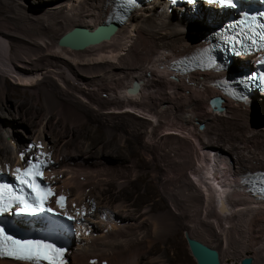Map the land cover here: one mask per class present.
I'll return each instance as SVG.
<instances>
[{"label": "bare ground", "instance_id": "bare-ground-1", "mask_svg": "<svg viewBox=\"0 0 264 264\" xmlns=\"http://www.w3.org/2000/svg\"><path fill=\"white\" fill-rule=\"evenodd\" d=\"M18 1L5 3L14 2L27 12L17 9L15 16L0 15V111H10L7 100L16 99V118H0V166H13L20 150L31 144L33 152L40 143L46 152L55 148L51 154L58 167L67 170L53 184L68 194L67 211L89 213L91 228L65 256V263L88 264L95 257L99 264H180L168 250L174 247L170 233L182 225L191 236L200 229L227 248L239 245L252 252L253 256L245 254L252 257V264H264V198L249 193L245 183L250 172L264 170V115L248 105L250 100L234 102L225 97L216 85L221 70L196 68L183 73L171 68H181V59L205 32L207 23L200 16L213 14L202 8L194 18L180 7L169 11L164 3L167 9L152 18L143 17L144 6L135 7L109 39L72 49L58 46L61 34L74 26L91 29L119 18L113 0H59L43 6L39 13ZM5 5H0V14ZM84 11L90 15L88 20L81 18ZM240 59H236L238 64L244 66V58ZM133 81L139 82L136 93L127 91ZM19 86L25 90L18 92ZM215 95L223 97V110L208 104L203 128L195 126L190 120L191 115L202 119L200 99L208 101ZM183 104L193 106V111L186 112ZM93 122L105 133L104 138L95 136L94 144L87 143L91 129L85 124ZM74 124L83 127L73 130L70 125ZM55 127H66V135L56 138ZM10 128L12 135H8ZM26 128L33 130L32 136ZM124 133L129 138L122 148L103 141L117 135L120 144ZM71 135H77L79 151L65 146ZM98 142L102 146L92 151ZM132 142L137 147L131 152L150 159L122 155ZM105 152L112 163L123 167L129 163L134 172L149 166L154 172L163 171L164 177L156 172L129 181L122 173L108 188V175L101 172L102 178L85 174L86 178H77V169L86 173L110 163L101 157ZM159 162L164 169L158 167ZM55 170L48 172L49 177ZM186 202L188 212L183 210ZM240 258H228L229 264ZM0 264L28 262L0 259Z\"/></svg>", "mask_w": 264, "mask_h": 264}, {"label": "snow or ice", "instance_id": "snow-or-ice-1", "mask_svg": "<svg viewBox=\"0 0 264 264\" xmlns=\"http://www.w3.org/2000/svg\"><path fill=\"white\" fill-rule=\"evenodd\" d=\"M189 2H192V0H189ZM207 2L209 4H216L221 8L234 9L239 7L236 0H207ZM134 3L135 0H127L129 6L134 5ZM240 16L241 19L237 22L240 31L236 33L235 37H226V42L232 39L235 44L244 45L246 52L250 50H264V12L259 13L258 16L241 12ZM236 26L233 25V28ZM245 41H251V44H244ZM200 56L202 60L201 67H212L214 65L208 48H204ZM205 57L207 58L206 64L203 62V58ZM262 62L264 61H257V63ZM247 79L252 81L259 79L260 83L264 85V73H261L259 76L253 74ZM239 83H243V81H239ZM28 147L31 149L33 145H29ZM36 147H39V145H36ZM43 155L45 154L40 153L35 160L27 158L24 167H16L11 170V174L19 187L14 188L9 184H0V214L8 212L13 208V205L16 206L15 211L17 214L31 216L39 211L53 212L52 208L44 207L49 198L53 196H55L56 207L63 212L65 197L62 194L55 195L47 185L37 183V178L43 179L42 168L47 163V161L40 159ZM20 159L25 160L24 152L20 153ZM7 167L5 165L6 169ZM253 189H255L253 194L258 193L264 197V173H260L257 180L253 182ZM63 214L69 220L74 218L67 212H63ZM76 215H83V210L78 211ZM64 251L65 249L63 248H57L41 240L16 239L12 235H8L6 230L0 227V256L26 261L28 264H41V262H45V264H63ZM90 264H95V262L92 261Z\"/></svg>", "mask_w": 264, "mask_h": 264}, {"label": "rangeland", "instance_id": "rangeland-1", "mask_svg": "<svg viewBox=\"0 0 264 264\" xmlns=\"http://www.w3.org/2000/svg\"><path fill=\"white\" fill-rule=\"evenodd\" d=\"M16 1H18V0H16ZM20 1V0H19ZM18 1V2H19ZM57 1H59V0H22L21 1V3L23 2V5L24 6H26V8H31V9H33L34 11H36V12H41V10H42V8H43V6H48V5H50V4H52V3H54V2H57ZM162 1H164V0H155L154 2H153V4H150V6H152V7H149L148 6V8H146L147 6H145V8L142 10V12H141V14L143 15V17H152L153 18V16H155V15H157V14H159V13H161V10L162 9H164V10H166L167 8L164 6L165 4L164 3H166L165 1H164V3H162ZM5 4H7V5H5ZM0 5H5L6 6V8H5V11H3V13L2 14H0V15H8V16H15V13L19 10L17 7H15L14 6V2L11 4H8V3H5V0H0ZM163 7V8H162ZM41 8V9H40ZM18 9V10H17ZM16 11V12H15ZM19 11H21V12H27V11H25L24 9H20ZM173 11H177V10H173ZM87 13V14H86ZM157 13V14H156ZM168 13V12H167ZM83 14V15H82ZM84 14H86V15H84ZM155 14V15H154ZM87 18H86V17ZM89 13L87 12V11H84V12H82L81 13V18H83V17H85L84 19L85 20H88L89 19ZM206 23H207V21L206 20H204ZM203 23V22H202ZM204 27V26H203ZM203 27L201 26L200 28H199V31L201 30V29H203ZM41 42V41H40ZM42 43V42H41ZM238 62H239V60H238ZM238 62H237V60H234V63L235 64H238ZM240 65V64H239ZM172 81V80H171ZM25 90V87H21V86H19V89H18V92H23ZM176 92H177V90H176ZM175 92V93H176ZM175 93H173L174 95H176ZM27 94H29V92H27ZM16 99L13 97V96H10V99H8L7 101H8V103H10V105H9V108H10V111H6V110H1L0 111V118L1 119H6V120H10V118L9 117H14V111H13V109H15V103H14V101H15ZM30 100V99H29ZM255 101H253L251 104H253V107H255L259 112H261V114H263L264 115V110L261 108V103L263 104L264 103V97H262V99H254ZM31 102H33V106H35V107H38L37 105H36V102H34L32 99H31ZM184 106H182V108L184 107V109H185V111L186 110H188V111H186V112H192L193 111V106H187V104H183ZM249 105V104H248ZM208 107H209V105H208V101H206V100H204V99H200V107H199V111H200V113H199V115H201L202 116V119H196L195 120V117H193V115H191V120L190 121H192L193 123H195L194 125L195 126H199V123H201V122H203V118H205V117H203V115H204V111H206L207 112V110L206 109H208ZM192 108V109H191ZM108 110H111L110 108L108 109ZM102 111H106V110H102ZM101 111V112H102ZM186 114H189V113H186ZM52 115H54V113H51V116ZM2 116V117H1ZM4 116V117H3ZM6 116V117H5ZM8 116V117H7ZM14 118H16V117H14ZM209 119V118H208ZM53 120V119H52ZM114 120L115 121H117V119H115L114 118ZM163 120V119H162ZM161 120V121H162ZM194 120V121H193ZM54 121H55V119H54ZM165 121V120H164ZM191 122V123H192ZM197 122H199V123H197ZM163 123V124H162ZM192 123V124H193ZM261 123H263V122H261ZM54 124V123H53ZM84 124V123H83ZM85 124H88V128H90L91 129V131H90V136H89V140H88V142L87 143H95L96 141H95V136L97 137V138H104L103 136H105V133H104V130L100 127V128H98L97 129V122H93V123H85ZM161 124L162 125H164V122H161ZM93 125V126H92ZM94 125H95V127H94ZM71 127L70 128H72L73 130H77V129H79L80 130V128L81 127H83V125H80L79 126V124L78 125H70ZM7 128V127H6ZM59 128V129H58ZM95 128V129H94ZM27 129V128H26ZM34 129V128H33ZM57 131V132H54L55 130ZM54 129H52L51 131H52V133L54 132V136L56 137V138H58V137H60V135H66V131L65 130H67V128L65 127L64 129L63 128H60V127H55ZM62 131H61V130ZM96 129H97V131H96ZM11 130H12V128H10V130L8 129V135L10 134V135H12V132H11ZM59 130V131H58ZM149 130V129H148ZM163 129L161 128V131H162ZM201 130V129H200ZM3 131L4 132H6V129L5 128H3ZM28 131V132H27ZM96 131V132H95ZM160 131V132H161ZM26 133H28V135H30V136H32V134L31 133H33V130L32 129H27L26 130ZM55 133H56V135H55ZM94 135V136H93ZM123 135V134H122ZM30 136H29V138H30ZM58 136V137H57ZM113 136V135H112ZM127 134L126 133H124V135H123V142L122 143H120L119 144V142L117 141V135H115V137L114 138H112V137H109V138H106L105 140H103V141H109V143L110 144H116V148H119V147H123V143H125V140L127 139ZM77 137V135H71V137L70 138H68V140H67V143H65V146L66 147H68L69 149V151H71V152H74L75 150H77V151H79L78 149H77V146L78 145H80L78 142H77V140H78V138H75ZM92 139H91V138ZM129 138V137H128ZM83 139V138H82ZM81 139V141H84V140H82ZM146 138H144V140H145ZM180 138H178V140H179ZM76 140V141H75ZM93 142H92V141ZM143 140V139H142ZM147 140V139H146ZM91 141V142H90ZM161 141H163V140H161ZM180 141H181V139L178 141L179 142V144H181L180 143ZM81 143H83V142H81ZM102 143L103 142H98L97 144H95L94 146H92L91 147V149H92V151H93V149L95 150V148L97 149L98 148V146L100 145V146H102ZM120 145V146H119ZM163 145V144H162ZM182 146V145H181ZM129 147V148H128ZM135 147H137V145L134 143V142H132V143H130L129 144V146L128 145H126L125 147H124V149H122L123 150V152H122V155H124V154H127L128 156L130 155L132 158L134 157H136V158H140L139 160H142V156L143 157H145L146 158V160H149L150 158L149 157H146V155H144V154H142V155H140V153H134V152H131V150H134L135 149ZM76 148V149H75ZM73 149H75V150H73ZM105 149V148H104ZM52 150V151H51ZM51 150L49 151L50 153H52L53 151H55V148H51ZM106 151H107V149H105ZM197 151V150H196ZM119 153V152H118ZM53 154V153H52ZM105 154L106 155H103V156H101V157H106V158H109V159H107L108 160V162H110L109 160H110V158L111 157H109V156H107V153L105 152ZM109 155V154H108ZM144 159V158H143ZM58 161L60 162V161H62V158H61V156H59V158H58ZM58 163V162H57ZM129 164V163H128ZM127 163H125V165H124V167H123V165L122 164H118V163H112V162H110V163H108V164H102L101 163V166H96L97 168H94V170L93 171H91V170H86L85 172L86 173H83L82 171V173L81 172H79V169H77V170H75V175L77 176V178H79V179H81V178H86V177H90V178H92V179H96V178H102V177H104L103 175L101 176V175H99L100 174V172H101V174H107L108 175V177L107 176H105V177H107V182H105L106 183V187L105 188H108V187H110L109 186V184L112 182V180H113V178H115L117 175H120V174H124V175H126L127 176V178H129L128 180L130 181V179H132V180H134L135 179V176H138V175H148V174H150V175H153L154 173H156V174H159V175H162L164 172L163 171H161V170H156V172H154L152 169H151V167H149V166H145V167H143V166H140V167H138V168H136L135 169V171L136 172H134L133 171V169L131 168V166H130V164L128 165ZM138 164L140 165L141 164V162H138ZM162 166V168L164 169V167H163V165H162V163L161 162H159V163H157V165H158V167L160 166V165ZM58 165H59V163H58ZM58 165H57V167H56V170L54 171V173L55 172H57L58 170H60L61 171V173L60 174H58L57 176H54V173H52L51 175H50V178H52L53 179V182H55L57 179H60V178H62V176H63V173H64V171H66L67 170V167H58ZM121 165V166H120ZM72 169L73 168H75L74 166H72L71 167ZM97 169H99V170H96ZM106 169V170H105ZM70 170V169H69ZM104 170V171H103ZM76 171H78V172H76ZM96 173H95V172ZM76 173H78V175L76 174ZM81 174V175H80ZM86 175V177H85V175ZM67 175H69V174H67ZM133 175V176H132ZM164 175V174H163ZM162 175V176H163ZM164 177V176H163ZM109 178V179H108ZM149 178L150 177H147V178H145L144 179V181H147V180H149ZM109 183V184H108ZM122 185H124V184H122ZM177 185L178 184H176V187H177ZM178 187H180V185H178ZM181 189V188H180ZM160 197V195H157V196H155V199H158ZM177 198H179V196H177ZM168 203V206L170 207V209H172V211L173 212H175L176 211V213H177V210L175 209V207H173V205H171L170 203V201H167ZM170 202V203H169ZM186 206H187V208H186ZM172 207V208H171ZM185 209H183V210H185V212L187 211V209H188V205H187V202H186V204H184V206H183ZM189 211V210H188ZM187 211V212H188ZM192 215H194V211L191 213ZM106 216V215H105ZM256 217H258V216H256ZM105 218V217H104ZM194 222L196 221V218L193 220ZM182 225H179V227L175 230V231H173L172 233H170V234H173V235H171L173 238H174V247H171V248H169V252L172 254V255H176L178 258H179V262H180V264H195V260L193 259V257L191 256V254H190V252H189V249H188V246H187V243H186V241H185V238H184V234H183V232H184V229H183V227H181ZM197 230V229H196ZM194 230V236L195 237H197V238H199L200 240H202V241H204V242H206L207 244H209V245H212V246H214V247H216V248H218V250H221V253H220V259H221V261H224V263H226V264H229V260H228V258H234V259H238L239 257H242V256H245V254H251L250 253V251L249 250H242L241 248H240V246L238 245V248H237V246H235V248L234 249H231V247H229V248H227V247H225V245H223V242H222V244L221 243H219V242H217L216 240H214L213 238H210L207 234H206V232L205 231H200V229L199 230ZM196 231V232H195ZM200 231V232H199ZM196 234H197V236H196ZM223 248V249H222ZM237 248V249H236ZM242 251H245V253L244 252H242ZM174 252V253H173ZM247 252V253H246ZM244 253V254H243ZM234 254V255H233ZM252 255V254H251ZM253 256V255H252ZM95 258V257H94ZM89 260V259H88ZM95 264H97L98 262H97V260H96V258H95ZM172 263H175V262H172ZM88 264H90V262L88 261ZM99 264V263H98Z\"/></svg>", "mask_w": 264, "mask_h": 264}, {"label": "water", "instance_id": "water-1", "mask_svg": "<svg viewBox=\"0 0 264 264\" xmlns=\"http://www.w3.org/2000/svg\"><path fill=\"white\" fill-rule=\"evenodd\" d=\"M118 23L115 21H103L95 27L89 29L87 27L74 26L65 31L57 40L58 46L72 49H82L85 46L99 43L109 39L117 30ZM139 88V82L133 81L131 86L127 88L128 92L136 93ZM223 98L221 96H212L208 100V104L217 111L223 110L221 105ZM202 127V124L199 125ZM189 252L195 264H223L220 259L219 250L200 240L195 236L189 235L185 230L183 232ZM253 259L249 255L242 256L236 264H252Z\"/></svg>", "mask_w": 264, "mask_h": 264}]
</instances>
